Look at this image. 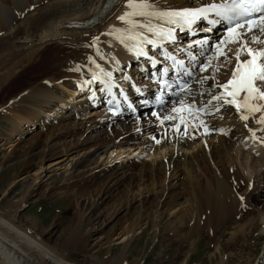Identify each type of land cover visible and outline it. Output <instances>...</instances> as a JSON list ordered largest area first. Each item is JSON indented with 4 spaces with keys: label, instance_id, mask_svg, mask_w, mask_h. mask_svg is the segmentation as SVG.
Masks as SVG:
<instances>
[{
    "label": "bare ground",
    "instance_id": "6f19581e",
    "mask_svg": "<svg viewBox=\"0 0 264 264\" xmlns=\"http://www.w3.org/2000/svg\"><path fill=\"white\" fill-rule=\"evenodd\" d=\"M128 2L129 0H0V56L4 60L0 63V87L9 78H12L11 75L14 76L16 70H11L13 67L4 69L2 63L13 62L18 58L26 59L31 64L28 66L31 71L35 72L36 69L31 80L40 78L38 83L32 82L28 85L29 87L27 86V89L19 92L17 97L13 96L12 104L7 105L5 102V106L0 105V109L6 110L5 113L12 116L10 119L8 117L11 120L10 131L19 135L18 138L28 133L29 130L22 129L26 125L30 126L32 131L35 127L46 128L43 134L48 141L54 136L60 138L66 134L73 135L75 130L84 127L86 129L81 131V135L92 132L94 129L97 130V135L90 138L95 141L93 145L84 148L85 143L83 142L75 144L71 149L69 148L70 150L61 151L60 159L52 163L50 169L45 168L44 171L39 169L37 174L32 179L30 178L35 185L31 194L36 197V191L43 188L44 192L49 194L58 187L59 183H63L64 186L68 182L76 185L82 184L86 177L90 176L89 173L93 172L92 178L103 177L101 182L98 181L103 188H101L102 196L109 197L113 190L126 185L130 201L126 206H122L116 211L115 217L119 216L118 213L132 214L138 217V221L130 228L129 232L139 226L142 221L147 224L151 220L153 221L151 222L152 229L156 230L158 220L165 207L172 209L174 205H178V207L183 205L175 202L184 196L183 192L178 190V192H170L168 195V192H164L163 188L162 192L165 197H161L163 200L155 201L156 198H153L152 193L146 191L147 188L142 184L144 181L162 179V182H167L168 179L171 180L172 175L175 176L181 171H185L187 176L193 177L191 180H195L197 183L199 178L203 179L201 181L205 180V183H202L204 186H201L203 188L200 190L199 199H196L198 196L195 192H193L194 195H189L191 214L194 217L190 235L193 238L192 241L195 242L196 236H200L199 234L202 232L208 234L207 237H209L217 228L223 227L230 216L242 215L244 209L241 212L240 202L245 201L246 208L251 204V200L256 202L255 200L258 198L255 192H259L260 189L256 184L260 177L262 183L259 185L262 186L261 189L264 192V131L261 130L264 129V124L256 122L260 116L264 115V108L254 114L243 110L238 113L234 106L224 105L223 100H212V97L219 95L223 89L213 83L210 75L208 77L205 71L203 73L199 70L198 77L193 80L192 86L179 94L174 105L157 110L155 114H150L147 120L139 117L133 121L132 126L125 125L129 119L138 117L141 111H145L149 103L154 102V98L149 97L152 92L150 87L144 91L141 90L144 93L142 97L135 93L132 94L135 97L134 104L138 107L135 114L129 111L121 117H112L106 114L102 102L105 94L101 87L102 81L107 82L108 74L113 73L112 82L125 87V76L127 79L138 81L140 75L137 74V71L140 68L143 69V76L149 75L153 70L150 68L152 61L145 60V55H140L139 49L147 51L153 46V44H148L147 40L158 42L164 39L156 35V32L162 30L165 33L171 32L180 35L181 53L186 51L184 48L198 49L206 42L215 44L217 41L216 38L209 36V33H202L190 38L184 37L188 33L187 26L171 25L155 17L125 16L126 13L133 12V9L128 7ZM212 2L215 0H133V3H149L152 9L163 12L199 9ZM32 6L33 9H31ZM121 16H125L124 21L120 20ZM149 27L154 31L149 32ZM180 30L181 33H179ZM257 33L259 39L264 41V35ZM252 35V33H248L246 37L248 43ZM221 36H223L221 37L223 40L227 35L222 34ZM82 39L84 44L80 43ZM65 43H76L78 47L75 46L76 49L63 47L70 51H64V54L53 59L51 66L44 65L45 67H42V58L39 59V57H42L44 47ZM183 43L185 44L183 45ZM222 47L224 46L222 45ZM230 47L234 54L238 45L231 44ZM258 47H260L258 49H264V43H260ZM214 57V55L209 57L206 65L209 62L212 63L211 65H214L215 62L224 63L223 57L220 60ZM248 58L245 52L241 61ZM17 63L19 65V62ZM225 63L227 62L225 61ZM235 67L236 60L234 58L230 64L228 78L224 83L231 78L232 70ZM15 68L17 67L15 66ZM21 75L19 74V76ZM205 77L210 78L209 84L205 81ZM11 81L13 80L11 79ZM19 85V87L22 86ZM205 93H208L209 96L203 95ZM186 95H197L198 101H194L192 97ZM77 97L79 100L75 101ZM15 98L18 101L14 100ZM141 98L142 102H140ZM253 103L264 104V101H253ZM218 105H220L219 111H217ZM189 106H192L190 110ZM90 107L93 108L90 110L92 114L88 116L89 119H92L91 123L74 122L71 126L60 124L68 119L76 120L82 117L80 113L87 112ZM65 108L68 109V112L64 116L62 113L59 116L60 125L46 124V121L43 120V116H49L52 112L57 117L58 112ZM174 108L179 111H173ZM199 109H204L203 116L195 114ZM190 111L193 114H190ZM212 112L213 114L210 115ZM1 114L4 113L0 111V116ZM241 114L248 115L249 119L242 120ZM66 116L69 118L64 120ZM1 117L6 118V116ZM165 117L174 118L165 119ZM253 130L255 136H253ZM159 131L160 133H158ZM155 132L158 134L154 137ZM184 133L187 135L185 138L182 136ZM9 135L10 132L7 136ZM156 140H160L161 143L157 144ZM130 151H140L151 158V161L141 164H120L110 169L104 167V169H98L97 165H94L97 159L100 160L107 153L109 156L105 159H108L106 162L109 163L120 159L122 154L130 153ZM118 173L121 174L120 178L115 180ZM42 174L45 175L41 176ZM43 178L45 184L41 183ZM30 179H26L24 183H28ZM250 183H254L252 190L249 188ZM253 194L255 200L252 199ZM249 198L250 200H248ZM99 201H102L101 198L92 204L94 208L99 204ZM9 205L11 207V204ZM190 205L188 206L190 207ZM259 205L255 208V216L249 221V229L257 226L256 220L258 219L263 222L264 226V203ZM88 209L92 210L91 207ZM17 211L2 209L1 214L3 218L11 219L14 222ZM98 219L99 216L89 217L87 221L93 224L92 222ZM9 223L0 222V264H75L65 261L64 254L55 256L56 251H53L54 247L58 245L60 248L69 250L67 247L64 248L65 244L73 247L75 242L65 241L58 244L53 240L56 233L50 231L46 234V240H42L38 235L36 238L34 237L33 240L38 243L36 244L20 235L17 230L9 226ZM104 224L102 222L97 227L93 225L87 239L98 235ZM138 234L141 235L142 232L140 231ZM262 235H264V227ZM110 237V235L96 237L95 242H91L89 248H101L109 243ZM50 241L55 243L53 250L49 249ZM124 241H130V239ZM83 245L82 240L77 244L79 247H83ZM85 246L87 247L86 239ZM79 247L76 248L77 251ZM125 247L126 245L123 250ZM47 249L50 252H46ZM93 258L91 257V259ZM120 259L122 260V258ZM263 260L264 247L263 254L257 263L261 264Z\"/></svg>",
    "mask_w": 264,
    "mask_h": 264
},
{
    "label": "rangeland",
    "instance_id": "374dc122",
    "mask_svg": "<svg viewBox=\"0 0 264 264\" xmlns=\"http://www.w3.org/2000/svg\"><path fill=\"white\" fill-rule=\"evenodd\" d=\"M31 9H33V6ZM251 40L252 37L249 38L248 44L250 47L256 49L260 48L258 47L260 43H251ZM80 43L84 44V40H80ZM59 45L60 44H52L44 47L42 57H39V59L42 58V67L51 66L53 59L64 54V51H70L65 48L71 47V49H73L75 46L78 47V44L76 43H65L60 45V49ZM230 46L231 44H229L227 48H231ZM228 55L233 57L230 61H226L227 63L224 61V63L221 62L220 64L215 62L214 65H211V68L209 67L210 69H208V71H205L206 75L208 74V77L210 75L213 83L218 81L219 84H222L227 80L230 64L234 60V54H232L231 51ZM243 55L241 57H243ZM1 58L2 57L0 56V63L4 61ZM207 59L208 58L201 61L199 68H201L202 65H206ZM14 61H6L4 63L5 65L2 63L4 69H10V67H13L11 70L16 69V75H11V79L14 82L9 78L8 81L3 83L0 87L1 106H5V102L7 105L12 104L13 96L16 95L17 97L19 92L27 89V86L32 84V82L38 83L40 79L36 78L35 80H31L36 69L35 72L34 70H32V72L28 67L31 64L26 61V59L18 58ZM17 62H19V65ZM15 66L17 68H15ZM217 67H219V71L215 73L214 80L212 78L213 72L211 73L213 70L211 69H216ZM18 73L22 75L19 76ZM16 76H19L21 80L16 78ZM210 78L205 79L208 84ZM19 84L22 86L19 87ZM207 94L208 93H205L203 95L208 97L209 95ZM186 96H189L190 98L192 97V100L194 101H198L197 95ZM14 100L18 101L17 98ZM77 100H79V97H77L75 101ZM175 102L176 101L169 102L163 109L171 107ZM91 109L93 110V108L90 107L87 112L80 113V116L82 117H79L76 120L68 119L69 117L67 116L66 118L63 117L64 120H68L63 123L60 122V124H69L71 126L74 122L91 123L92 119H89L88 117L92 114V111H90ZM147 109L141 111V114L138 117H132L129 119L125 125L129 127L131 124L133 125V121L139 117L147 120V118L150 117V114H155L153 110L147 111ZM190 109L191 108H189V110ZM0 111L1 113H4L1 114V116H6L8 120L7 121L6 118L3 119V117L0 116V222L2 221L3 224H8L10 222L9 226L17 230L20 235L25 236L30 242L34 241V243L38 244L37 241L33 240L34 237L36 238L38 235L42 240H46V234L50 231H54L56 233L53 237L54 242H57L58 244L64 243L65 241L69 243L75 242L76 246L74 245V248V246L71 247L70 245L65 244L66 246H64V248L67 247L70 251L72 250L70 252L69 250L58 247L59 245L57 246L58 248L54 247L55 243L53 244V242L50 241L51 243L48 246L51 247L49 249L53 250L54 247L53 251H56L55 256H57V254H64L66 258L65 261H71L75 264H258L257 262L263 254L264 235H262V229L264 226L263 222L258 219L256 220L257 226L249 229V221H251L256 214L255 208L259 207V204L262 205L264 203V192L261 189L262 186L260 187L259 185L262 183L261 177L259 178L258 184H256L259 186L258 188H260L259 192H255L258 199L255 200L253 198L254 194L252 195V199L256 202L251 200V204L247 208L245 207V201L240 202V208H242L241 212L244 209V214H234L230 216L223 227L217 228L211 236L209 235V237H207L208 234L206 235L205 232H202L199 234L200 236L197 235L196 238L194 237L196 240L195 242L192 241L193 238H191L190 235L191 223L194 217H192L193 215L191 214V200L189 195H194L193 192H195L198 196L196 199H199V196L201 195L200 190L203 188L201 186H204L202 183H205V180L201 181L203 179L199 178L198 183L195 180L194 183V181H192L193 177H188L185 171H179L180 173L178 172L179 174H176L177 176L172 175V177H170L171 180L168 179L167 182H162V179H153V181L147 179L142 184L147 188L146 191L152 193L153 198H156L155 201H160L165 197L163 195L165 191L168 192V195L170 192L174 193L181 191V193L183 192L184 196L182 197L184 199L182 198L175 202L183 205L179 206L181 209L178 205H174L172 209L170 207L166 209L165 207V209L162 210L161 218L158 220L156 230L152 229L151 222L153 221L151 220V222L149 221L147 224H145V221H142L139 226L134 227V229L129 232L130 228H132L138 221V217L132 214L131 216L130 214L125 215L121 213H118L119 216L115 217L116 211L120 207L126 206L130 201V195L126 189V185H122L118 189L113 190L109 197L102 196V185L100 182L103 177L97 178L96 176L95 178H92V175H94L93 172L89 173L90 176L88 178L86 177V180L84 181L85 183L83 182L82 184L76 185L68 182L65 186L63 183H59L57 185L58 187L52 190L49 194L44 192V188L36 191V197H33L31 194V190H33L35 186L34 182H31V179L37 174L39 169L43 171L45 168L50 169L52 163L60 159L61 153L64 150H70L75 144L78 145L83 142L85 143L83 146L84 148L93 145L95 141L90 138H94L97 135V130L94 129L92 132H86L81 135V131L86 129V127H84L83 129L75 130L73 135L66 134L60 138H55L54 136L48 141L43 134L46 128L44 129L42 126L35 127L32 131L29 128L30 126L26 125V127L24 126L22 129L25 131L29 130L28 133H25L24 136L18 138L19 135H15L14 132L10 131L11 120L9 119L12 118V116L7 115L9 113H5L6 110L3 111V109H0ZM60 111L61 112H58L57 117L52 112L49 116H43V120L46 121V124L54 123L60 125L59 116L61 113L62 116H64L65 113L68 112V109L65 108ZM190 114H193L192 111H190ZM195 114L197 116L204 115L203 112ZM212 114L213 112L210 115ZM9 132L10 135L7 136ZM158 133H160V131ZM158 133L155 132V135L153 136L155 137ZM135 134H137V132H135ZM182 136L185 138L187 135L184 133ZM108 156L109 153L100 160L97 159L96 164L94 165H97L96 167H98V169H110L120 164H141L142 162L148 163L151 161V158L147 157L146 154L140 153V151L124 153L121 155L120 159L113 160V162L109 163L106 162L108 159H105V157L108 158ZM43 175L45 174H42L41 176ZM117 175L118 177H116L115 180L120 178L119 175L121 174L118 173ZM26 179H30L28 180V183H24ZM194 179H196V177H194ZM44 181L45 179L43 178L41 183L45 184ZM253 184L254 183H250V190L253 189ZM162 190H164V192H162ZM100 198L102 201H99V204L94 208V205L92 204L96 203ZM244 200H247V198H244ZM248 200H250V198ZM253 203L255 204L254 206ZM9 204H11V207ZM188 205H190V207ZM89 207H91L92 210L88 209ZM2 209L18 210L15 221L13 222L11 219L3 218L1 214ZM97 216H99V219L93 221V224L87 221L89 217L95 218ZM102 222L105 224L102 227L103 229L99 232L100 234L98 233L95 237L87 239V235L92 231L91 228L94 226L97 227V225H100ZM140 231L142 232L141 235L138 234ZM104 235L111 236L109 243H107L108 245L105 244L101 248H89L91 242H95L94 239L96 237ZM85 239L87 247L85 246ZM129 239L130 241H124ZM81 240L84 243L83 247L77 246ZM125 245L126 247L123 250ZM77 247H79L78 251L76 249ZM45 251L47 252L49 250L47 249ZM90 256L94 257V260L91 259ZM120 258H122V260Z\"/></svg>",
    "mask_w": 264,
    "mask_h": 264
},
{
    "label": "snow or ice",
    "instance_id": "6c2138e0",
    "mask_svg": "<svg viewBox=\"0 0 264 264\" xmlns=\"http://www.w3.org/2000/svg\"><path fill=\"white\" fill-rule=\"evenodd\" d=\"M128 7L133 9V12L126 13L125 16L155 17L171 25L190 27L196 20L206 18L209 13L218 17L219 21L227 22L229 24L226 30L227 36L217 44V53L214 58L220 60L223 57L224 61H230L233 57H230L228 53L232 50L227 48V45L236 44L238 45L234 53L236 67L232 70L231 78L226 83L216 82L223 91L219 95H214L212 100H223L224 105L234 106L238 113L243 110L254 114L264 108V104L253 103V101H264V49H253L246 40L248 33H252L251 43H264L256 35L257 32L264 35V0H222L220 3H213L204 8L169 12L156 11L149 3H133V0H129ZM125 16H121L120 20L124 21ZM148 31L153 32L154 29L149 27ZM155 34L164 39H171V32L165 33L161 30ZM146 42L148 44L155 43L152 40ZM245 52L249 58L241 61V56ZM139 54L145 55L142 48L139 49ZM209 67H211L210 62L208 65H202L201 71H208ZM218 71L219 67L213 69L212 78L214 80L215 73ZM191 107L189 106V108ZM219 107L220 105L217 106V111H219ZM173 111H179V109ZM198 111L202 112L204 109ZM173 118L165 117V119ZM240 118L247 121L249 116L241 114ZM256 122L264 124V115L260 116ZM253 136H255L254 130ZM156 143L160 144L161 141L156 140Z\"/></svg>",
    "mask_w": 264,
    "mask_h": 264
}]
</instances>
